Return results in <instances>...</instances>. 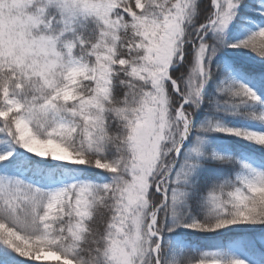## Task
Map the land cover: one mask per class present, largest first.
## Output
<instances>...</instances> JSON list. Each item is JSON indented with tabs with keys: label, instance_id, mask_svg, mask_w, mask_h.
Masks as SVG:
<instances>
[{
	"label": "snow or ice",
	"instance_id": "1",
	"mask_svg": "<svg viewBox=\"0 0 264 264\" xmlns=\"http://www.w3.org/2000/svg\"><path fill=\"white\" fill-rule=\"evenodd\" d=\"M0 264H264V0H0Z\"/></svg>",
	"mask_w": 264,
	"mask_h": 264
}]
</instances>
